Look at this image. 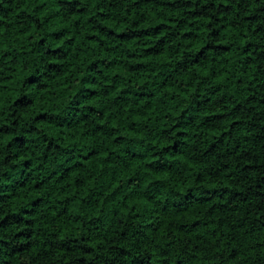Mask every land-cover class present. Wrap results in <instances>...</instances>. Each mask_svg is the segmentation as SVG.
Returning <instances> with one entry per match:
<instances>
[{"label": "trees", "instance_id": "1", "mask_svg": "<svg viewBox=\"0 0 264 264\" xmlns=\"http://www.w3.org/2000/svg\"><path fill=\"white\" fill-rule=\"evenodd\" d=\"M0 264H264V0H0Z\"/></svg>", "mask_w": 264, "mask_h": 264}]
</instances>
